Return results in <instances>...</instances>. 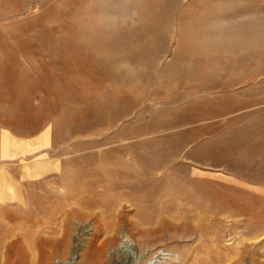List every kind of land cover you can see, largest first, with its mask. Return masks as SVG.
Masks as SVG:
<instances>
[{
  "label": "rangeland",
  "instance_id": "rangeland-1",
  "mask_svg": "<svg viewBox=\"0 0 264 264\" xmlns=\"http://www.w3.org/2000/svg\"><path fill=\"white\" fill-rule=\"evenodd\" d=\"M100 240L105 264H264V0H0V264Z\"/></svg>",
  "mask_w": 264,
  "mask_h": 264
},
{
  "label": "bare ground",
  "instance_id": "bare-ground-1",
  "mask_svg": "<svg viewBox=\"0 0 264 264\" xmlns=\"http://www.w3.org/2000/svg\"><path fill=\"white\" fill-rule=\"evenodd\" d=\"M95 33V32H94ZM98 41V40H97ZM101 44V43H100ZM103 44V43H102ZM104 47V46H103ZM105 48V47H104ZM89 63H91L90 61H89ZM93 68V67H92ZM103 75V74H102ZM105 75V74H104ZM73 76V75H72ZM72 78V77H71ZM71 78H67V79H70L71 80ZM15 79V78H14ZM75 79H76V77H75ZM66 80V79H65ZM77 80H79V79H77ZM87 80V79H86ZM62 81V80H61ZM73 81V80H72ZM81 81V80H80ZM56 82H57V80H56ZM76 82V81H75ZM79 81H77L76 82V84L78 83ZM3 84L2 85H4V86H6V87H8L9 89H11V90H14V89H16L18 86H19V84L18 83H15V82H12V81H9V80H7V81H3L2 82ZM41 83H43V82H41ZM61 83V82H60ZM59 83V84H60ZM71 83V82H70ZM73 83V82H72ZM50 84V83H49ZM58 84V85H59ZM76 84H74L73 86H75ZM85 84V83H84ZM83 84V87L85 86ZM43 85H45V84H43ZM57 85V84H56ZM55 85V86H56ZM57 85V90H59L58 88H59V86ZM78 85V84H77ZM48 86V85H47ZM60 86H62V85H60ZM79 86V85H78ZM87 86H89V84L87 85ZM86 86V87H87ZM46 87V86H45ZM61 89L63 88V86L62 87H60ZM66 88L68 89V90H72L71 88H70V86H66ZM77 88V87H76ZM80 88V87H79ZM78 88V89H79ZM87 89V88H86ZM53 90H55V89H53ZM79 91H81L80 89H79ZM116 112V111H115ZM121 112V111H120ZM120 114V113H119ZM142 159V158H141ZM143 161V160H142ZM145 163V162H144ZM143 163V164H144ZM116 186V185H115ZM85 187H87V186H85ZM105 188V187H104ZM108 188V187H107ZM105 191H107V190H105ZM88 192V191H87ZM89 193V192H88ZM91 200H89V199H87V200H82L83 201V206L84 207H88V208H90V210H92V209H94V208H96V207H101V210H100V212H102V213H105V212H109V213H111V214H114L115 216H117V217H119L120 216V213L122 212V209L125 207V205L124 204H122V202H120L119 203V206L118 207H120V208H117L116 207V199H108V198H106V197H103V195L102 196H99V197H97V198H90ZM116 207V208H115ZM97 209V208H96ZM95 210V209H94ZM81 211V210H80ZM83 211V210H82ZM87 210H85V211H83V215H85L86 217H88L89 218V216H91L92 215V213L93 212H91V211H87ZM94 212H97V211H94ZM99 212V213H100ZM98 213V212H97ZM96 213V214H97ZM101 213V214H102ZM82 214V213H81ZM95 214V215H96ZM80 218V217H79ZM65 220L67 219V218H64ZM92 219H93V217H92ZM68 220V219H67ZM67 220H66V222H67ZM62 221V220H61ZM64 222V221H63ZM63 222H61V223H63ZM117 222V221H116ZM66 224V223H65ZM259 227V226H258ZM105 230V229H104ZM110 231H112V230H110ZM114 234V233H113ZM64 235L65 236H63V238L65 239V243H66V240H67V238L69 237V235H70V231L68 230V231H66L65 233H64ZM113 236V235H112ZM60 238V237H59ZM61 239V238H60ZM105 239V238H104ZM101 241V240H100ZM60 242H62V244H63V240L62 241H60ZM68 243V242H67ZM97 243V242H96ZM99 244H97V245H95L94 246V248H93V246H92V244H91V246H92V248H93V251H91L88 255H85L84 257H87V259L88 258H90L91 259V262L90 261H88L89 263H91V264H105V261H104V257H105V250H107L106 249V247H105V245H106V243H109V242H107V241H105V240H102L101 242H98ZM90 248V247H89ZM88 253V252H87ZM87 253H85V254H87ZM90 255V256H89ZM226 260H227V258H225ZM228 259H230V258H228ZM232 259V258H231ZM127 261L128 260H125L124 261V263L123 264H126L127 263ZM140 261V260H139ZM221 261V260H220ZM147 262V261H146ZM137 263V262H136ZM228 263V262H227ZM233 262H229L228 264H232Z\"/></svg>",
  "mask_w": 264,
  "mask_h": 264
}]
</instances>
